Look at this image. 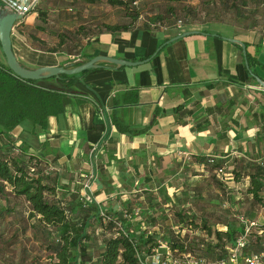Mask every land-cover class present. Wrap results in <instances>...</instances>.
Instances as JSON below:
<instances>
[{
  "label": "crops",
  "instance_id": "1",
  "mask_svg": "<svg viewBox=\"0 0 264 264\" xmlns=\"http://www.w3.org/2000/svg\"><path fill=\"white\" fill-rule=\"evenodd\" d=\"M156 1L136 2L142 15L132 31L94 32L83 38L80 57L40 51L34 48L32 36L54 46L58 40L36 27H56L60 33L78 29L84 22L81 12L96 6L78 0H41L38 8L48 13L46 25L38 20L37 12L16 23L12 48L17 60L30 69L73 66L84 61L83 55L92 54L144 61L163 50L138 67L117 70L104 66L88 72L74 86L87 102L52 117L47 130L20 125L11 135L16 146L25 143L28 154L49 163L46 183L56 188L55 197L50 199L70 207L73 198L79 200L84 177L94 170L97 180L92 192L100 209L122 217L126 225L144 229L153 222L158 230L162 224L173 222L171 215L165 214L176 210L188 188V168L178 167L183 155L191 159L215 157L226 168L232 164L242 178L225 184L230 182L228 185L238 190L249 184L247 164L264 167V89L252 82L238 47L223 38L245 43L251 54L259 50L256 58L263 65L264 39H256L243 23L203 27L195 22L181 29L165 26L153 36L141 30L146 20L143 15L169 8L168 4L161 7L164 9L148 6ZM102 6L107 7L105 13L111 14L112 23L127 21L121 16L113 19L112 9ZM191 31L199 34L161 47L167 37ZM256 69L264 81V70ZM115 122L128 132H119ZM143 128L148 131L131 133ZM185 202L184 208L188 206ZM136 207L141 213L128 215ZM166 217L168 221L163 220ZM134 232L139 234L138 228Z\"/></svg>",
  "mask_w": 264,
  "mask_h": 264
},
{
  "label": "trees",
  "instance_id": "2",
  "mask_svg": "<svg viewBox=\"0 0 264 264\" xmlns=\"http://www.w3.org/2000/svg\"><path fill=\"white\" fill-rule=\"evenodd\" d=\"M13 1L15 0H0V10L4 8L5 3ZM137 1L139 0H78L81 4L92 6L106 5L111 9L119 10L118 16L127 19L126 22L120 24L112 23L110 13L100 16V21L98 22H88L91 28H97L98 33L106 31L110 34L130 32L135 28L142 15L140 9L134 5ZM40 2L31 12H37L38 20L46 25L49 19L48 13L38 8ZM235 2H239L244 8L248 6V1L246 0H235ZM236 3L232 5V9L236 10L235 15L244 17ZM195 10L196 8L186 9V15L189 17ZM84 12L83 10L80 14L82 20L85 18ZM176 17L177 10L174 7H169L162 13L148 16L145 22L142 23L141 30L150 32L155 36V33L160 31L161 28L165 26L171 27L170 20H174ZM179 21H174L173 25L176 27ZM186 25L188 24L183 26ZM175 27L171 28L176 29ZM86 28L83 23L78 27L74 35L87 38L92 31H90V28ZM36 30L49 34V30L45 26H38ZM57 38L59 41L57 47H49L45 41L32 36L33 46L46 53L58 54V48H60L62 49L60 52L71 54L67 49H63L68 44V37L64 35V32L58 33ZM171 38L167 37L161 47H167L165 43ZM237 47L242 52L241 48ZM83 48L81 46L80 50H84ZM162 50H158L157 55ZM258 54L259 50L256 51L255 55L247 50V60L250 69L255 76L261 78L256 67L263 71L264 65L257 60L256 56ZM83 57L84 61L73 66L87 62L95 56L92 54L83 55ZM88 72L90 71L73 76L62 75L59 78H51L44 81H25L14 75L8 68L0 47V188L3 191L7 187L15 196L24 197L30 206V218H36L45 230L54 231V238L51 239L46 232L45 240L42 243V248L49 253V259L52 264H141L139 253L141 251L150 253V250L158 244L155 236L138 235L127 227L121 217L105 212L97 205H90L84 208L80 205L77 197L70 201V207L65 206L63 201L56 202L54 199H50V197H55L56 188L46 183L50 174L49 163L43 160V157L28 154V147L25 143L16 146L14 139H12L14 141H10L12 132L24 122H29L34 129L47 130L52 117L65 115L70 108L87 102L88 99L77 93L74 90V86ZM250 78L258 86L252 75H250ZM179 110L178 108L177 111ZM114 125L119 132H128V129L121 127L117 122ZM147 131L148 128H143L131 133L142 134ZM209 158L206 156H194L193 160L199 166L211 168L213 171L216 167L223 165L219 161L215 165H210ZM53 162H56V160ZM229 173L234 181H239L242 178V173L238 172L236 168ZM245 176L249 178L248 186L243 188L245 194L254 203L264 208L263 165L247 164ZM219 183L223 185L222 182L219 181ZM92 218H94L93 222L95 225L103 227L105 234L107 231L115 232L106 235L103 240L102 251L95 263H93L87 250L83 249L86 242L91 239L89 228ZM117 222L121 224L120 227ZM180 224H182V228L185 225L188 227V221L184 220L183 217L180 220ZM202 229L210 236L215 235L216 243L214 246L204 242L198 245L191 244L188 241V236H182L181 233L171 237L167 241V245L173 251H176L177 255L184 253L198 257H202L204 254L209 255L214 259L211 263L227 259V247L234 245L239 232L230 225H227L224 230H216L214 232L208 225H204ZM259 230L262 231V235H258L255 240V253L264 250V225H259Z\"/></svg>",
  "mask_w": 264,
  "mask_h": 264
},
{
  "label": "rangeland",
  "instance_id": "3",
  "mask_svg": "<svg viewBox=\"0 0 264 264\" xmlns=\"http://www.w3.org/2000/svg\"><path fill=\"white\" fill-rule=\"evenodd\" d=\"M190 1L192 3H189ZM246 1H248L247 8L242 7L235 0H157L154 5L152 2L148 6L164 9V6L168 4V7H174L177 10V17L174 20H170L171 27H175L173 23L178 20L181 21L182 25L196 22L203 27H207L208 25L218 26V24H236L239 26L238 23H243L242 25L246 27V30H253L256 39H264V0H255V2L254 0ZM234 3L239 6L240 12L243 13L244 17L235 15L236 10L232 9ZM191 4L196 5V10L188 17L186 15L188 6L195 8ZM106 9L107 7L104 6H96L92 9L88 8L84 12L85 18L83 19V23L87 27L86 29L90 28L92 33H96L97 28H91L88 22L100 21L99 18L106 12ZM112 11L113 19H115V16L117 18L119 10L112 9ZM147 17L143 15L144 19ZM48 28L50 29L48 31L50 38L57 41V35L60 32L55 29L56 27H53V29H51L52 27ZM175 28L177 29V27ZM76 30L77 28L64 32V35L68 37V44L63 49H67L72 55L80 57V47L85 41H83L82 36L76 37L74 35ZM58 42H54V46L49 47H57ZM60 50L62 49L58 48V52ZM30 125L29 122H24L22 127ZM10 137V141L15 140L12 135ZM195 164L197 163H194V160L190 158L178 166L183 170L188 168V188L186 187L182 198H180L182 204H178L176 210L172 209L169 213L165 214L171 215V219L173 220L171 224H162L158 227V230H155L157 225L153 222L145 224L144 229H142L141 225L136 224L127 226L131 227L134 231L138 228V235L155 236L157 242L167 243L175 234L181 233L182 236H188V241L191 244L198 245L204 242L205 244L214 246L216 243L215 235H208L202 229L204 225L211 227L213 232L224 230L227 225H230L239 232L238 235L242 233L248 222L258 221L261 226L264 225L262 206L254 203L245 194L244 189L238 190L237 187L228 185L230 182L222 186L211 168H202L199 164ZM232 169L233 165L227 164V170L232 171ZM84 181L79 185L81 188L82 184L85 183ZM184 201L188 204L185 208L182 207L184 206ZM138 212L141 213L140 207L134 208V211L128 213V215L131 216L133 214L135 216ZM29 214L30 206L24 197L15 196L7 187L3 191L0 188V264H52L49 259V253L42 248V243L45 240V233L47 232L48 236L53 239L55 235L54 231L45 230L43 225L36 218H30ZM182 217L188 221V227L184 226L185 230H183L184 228L180 224ZM168 219V217L163 218L164 221H168ZM122 220L125 221L123 218ZM89 229L91 239L86 242L83 249L87 250L93 263H95L102 251V244L106 235L115 232L107 231L105 234L103 227L93 223ZM162 233L164 236H161ZM258 235L257 231H254L251 236L248 248L250 252H255V240ZM204 247L206 248V246ZM194 258L208 263L214 261L212 257L206 254L202 257L194 255Z\"/></svg>",
  "mask_w": 264,
  "mask_h": 264
},
{
  "label": "water",
  "instance_id": "4",
  "mask_svg": "<svg viewBox=\"0 0 264 264\" xmlns=\"http://www.w3.org/2000/svg\"><path fill=\"white\" fill-rule=\"evenodd\" d=\"M6 4L7 5L0 10V47L8 68L13 72L14 75L22 80L44 81L51 78H59L62 75H79L87 71L103 68L104 66H113L117 70L122 68H134L149 62L157 55L156 52L151 58L137 62L125 61L123 59H117L108 56H96L93 59L78 66L71 65L58 67H40L37 69L27 68L17 60L12 48L11 36L16 23L24 20L25 15L21 14L20 11L29 5V0H17L13 2H7ZM197 34H199V32L195 31L181 33L167 41L165 43V46ZM223 39L241 48L243 57L245 59L246 69L248 70L249 74L254 77L256 83L262 89H264V81L252 73L248 64L247 45L236 39Z\"/></svg>",
  "mask_w": 264,
  "mask_h": 264
},
{
  "label": "built area",
  "instance_id": "5",
  "mask_svg": "<svg viewBox=\"0 0 264 264\" xmlns=\"http://www.w3.org/2000/svg\"><path fill=\"white\" fill-rule=\"evenodd\" d=\"M41 0H29V5L23 8L20 13L27 15L33 11ZM136 5V3L134 4ZM177 29L183 27L181 21L177 22ZM183 161L190 159L188 155L182 156ZM217 158L210 157L209 164L215 165ZM214 173L217 179L225 184L227 181L233 180L232 175L227 172L226 164L218 166L214 169ZM85 183L82 184L81 191L79 192V203L82 207L86 208L90 205H96L92 192V184L97 180V175L92 170L88 175L84 177ZM120 227L121 224L117 222ZM259 222L251 221L245 225L242 233L238 235L234 245L227 247L228 258L219 260L213 263H208L204 260L194 258V256L188 255V253L177 255L176 251H173L167 243L158 242V244L150 250V253L141 251L139 253V259L141 264H264V250L258 253L250 252L249 239L254 231L257 234L262 235V231L259 230Z\"/></svg>",
  "mask_w": 264,
  "mask_h": 264
}]
</instances>
